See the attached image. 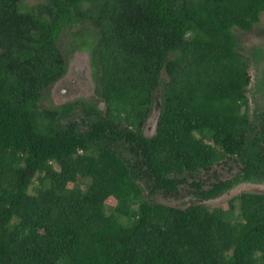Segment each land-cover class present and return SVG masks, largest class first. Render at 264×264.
<instances>
[{"label":"trees","instance_id":"1","mask_svg":"<svg viewBox=\"0 0 264 264\" xmlns=\"http://www.w3.org/2000/svg\"><path fill=\"white\" fill-rule=\"evenodd\" d=\"M263 14L264 0H0V264H264V193L152 202L264 183V77L246 96L262 57L234 33ZM72 27L102 107L41 108ZM227 162L232 177L201 180Z\"/></svg>","mask_w":264,"mask_h":264},{"label":"rangeland","instance_id":"2","mask_svg":"<svg viewBox=\"0 0 264 264\" xmlns=\"http://www.w3.org/2000/svg\"><path fill=\"white\" fill-rule=\"evenodd\" d=\"M42 0H24L25 6L35 5ZM81 31L80 27H72L66 29L59 36V50L62 53L64 59L67 63V72L65 76L51 85L45 92L42 101L39 106L41 108H53L61 106L65 103L74 102L76 100H82L85 102L95 103L100 108L102 107V102L98 100L95 93V86L90 77V61L89 54L85 50L73 49L70 44L72 38ZM94 32L93 28L87 26L83 29V33ZM235 35L238 38L239 51L246 56L251 58V54L255 51H260L259 57H262V61L255 65L250 60L249 65V75H250V85L247 88L246 96L249 101L252 102L253 89L255 85V80L260 77H264V14L261 15L259 23L253 27L250 32H242L240 30H234ZM162 78H166L164 72L161 73ZM77 108V107H76ZM72 113V119H77L81 117L80 110L76 109ZM155 118L156 111L154 110L145 125V134L150 136L154 132L155 128ZM227 167L231 168L228 172ZM236 169L234 162H227L223 165H214L212 169L207 172H201V180L205 181L207 184L214 182L217 179L228 178L232 171ZM186 188L181 187L177 196L165 197L162 194H157L152 197V202L160 203L167 206L184 208L190 204L198 203L206 206L209 209L218 208L224 206V204L233 196L241 192H252V193H264V183L263 184H251L243 183L239 184L230 191L226 192L222 196L206 201H199L194 199L188 193L182 190ZM236 214V212H235ZM234 214V215H235Z\"/></svg>","mask_w":264,"mask_h":264},{"label":"flooded vegetation","instance_id":"3","mask_svg":"<svg viewBox=\"0 0 264 264\" xmlns=\"http://www.w3.org/2000/svg\"><path fill=\"white\" fill-rule=\"evenodd\" d=\"M256 96H257V95H255V98H256ZM249 104L251 105L252 102L249 101ZM234 165L236 166V169H235L234 171L231 172V174L229 175L228 178L232 177V176L238 171L237 165H236L235 163H234ZM227 170H228V172H230V171H231V168H230V167H227Z\"/></svg>","mask_w":264,"mask_h":264},{"label":"water","instance_id":"4","mask_svg":"<svg viewBox=\"0 0 264 264\" xmlns=\"http://www.w3.org/2000/svg\"><path fill=\"white\" fill-rule=\"evenodd\" d=\"M159 107V99H158V95H155V108L158 110Z\"/></svg>","mask_w":264,"mask_h":264}]
</instances>
